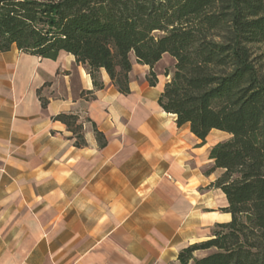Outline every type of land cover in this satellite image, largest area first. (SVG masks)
I'll return each mask as SVG.
<instances>
[{
	"label": "crops",
	"instance_id": "crops-1",
	"mask_svg": "<svg viewBox=\"0 0 264 264\" xmlns=\"http://www.w3.org/2000/svg\"><path fill=\"white\" fill-rule=\"evenodd\" d=\"M167 56L155 87L133 57L123 95L105 70L95 90L66 52L0 54V264H179L183 249L231 221L214 187L224 171L210 159L231 135L214 130L202 144L162 110ZM59 115L78 117L86 146Z\"/></svg>",
	"mask_w": 264,
	"mask_h": 264
},
{
	"label": "trees",
	"instance_id": "trees-1",
	"mask_svg": "<svg viewBox=\"0 0 264 264\" xmlns=\"http://www.w3.org/2000/svg\"><path fill=\"white\" fill-rule=\"evenodd\" d=\"M13 47L49 60L71 54L95 90L104 89L105 70L123 95L131 93L132 56L150 67L155 87L153 70L169 55L162 110L202 144L214 130L231 135L210 152L213 170L224 171L214 187L231 221L183 249L179 264H264V0H0V54ZM55 120L86 146L78 117Z\"/></svg>",
	"mask_w": 264,
	"mask_h": 264
},
{
	"label": "rangeland",
	"instance_id": "rangeland-1",
	"mask_svg": "<svg viewBox=\"0 0 264 264\" xmlns=\"http://www.w3.org/2000/svg\"><path fill=\"white\" fill-rule=\"evenodd\" d=\"M133 57L134 56H132V59H133ZM168 57V56H167ZM171 58H166V60L165 61H163L162 62V64H161V66H159L160 68H159V72H161V73H159V74H161V76H162V78L164 77L163 76V68H168L169 69V71H170V69H172L173 70V64H172V61L173 60H170Z\"/></svg>",
	"mask_w": 264,
	"mask_h": 264
}]
</instances>
